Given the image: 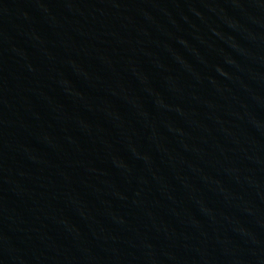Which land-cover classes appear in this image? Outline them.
I'll use <instances>...</instances> for the list:
<instances>
[{"label":"water","instance_id":"obj_1","mask_svg":"<svg viewBox=\"0 0 264 264\" xmlns=\"http://www.w3.org/2000/svg\"><path fill=\"white\" fill-rule=\"evenodd\" d=\"M0 264H264V0H0Z\"/></svg>","mask_w":264,"mask_h":264}]
</instances>
